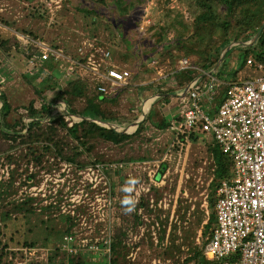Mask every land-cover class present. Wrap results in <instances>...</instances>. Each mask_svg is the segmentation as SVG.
Returning a JSON list of instances; mask_svg holds the SVG:
<instances>
[{
    "label": "rangeland",
    "instance_id": "1",
    "mask_svg": "<svg viewBox=\"0 0 264 264\" xmlns=\"http://www.w3.org/2000/svg\"><path fill=\"white\" fill-rule=\"evenodd\" d=\"M43 1L0 0V18L3 20L0 22L1 34L11 36L14 35V32L26 35L32 33L44 39L50 45L53 44L63 48L67 53L74 51L81 38H88L94 35L101 42L103 40L107 43L103 46L105 50L111 51L112 48L110 47L114 48L117 46L120 48L118 54H122L124 49L121 47H123V44L130 46V40L122 35L119 36V40L114 38V36L111 39L110 36L104 35L106 34L105 32H112L114 26L111 23H115L118 26L120 23L125 24L126 29L123 32H126L127 36L132 38V48H134L133 52L136 57L134 60L131 51L125 54L124 67L131 73L130 84L117 90L119 92V100L116 104V112L127 123V127L124 128L127 129L126 131L136 128L134 120L141 116V103L147 97H156L159 94L158 90L173 91L177 88L176 76H168L178 70V61L188 58L192 62H196L199 58L197 54L186 55L183 51L172 47V58L166 52L157 56L156 70L150 69L148 65H135V61L137 63L141 61L139 55H137L141 52V49L145 53H150L153 48H157L153 36L155 31L151 27L154 25H160L161 27L167 23L174 24L177 21L176 29L182 31L185 24L191 25L193 15L196 12L191 0H105L104 4L95 3L92 0H66L62 8L57 12L53 23H49L46 13H44ZM126 7L129 8L127 16L123 15ZM145 10L147 13L145 20L147 22L145 26H142L144 29L133 28L134 23L140 26ZM42 13L43 15H41ZM192 32V30L187 31L185 37ZM176 35L177 31L171 32L168 36L169 41L175 39ZM248 59L255 61L252 55ZM216 67L220 75L219 78L224 83L253 79L260 75L256 68L244 65L243 56L238 48H235L225 59L220 60ZM27 69V62L24 61L20 53L12 50L10 55H8L0 50V96L5 95L12 106L13 113L10 120H16L18 116H21L27 122L28 109L25 105L33 103L36 109H41L44 103L34 92L32 85L23 76ZM158 71L161 74H158ZM45 74L57 82L59 79L61 82L65 81L63 72L58 69L53 70L50 68ZM54 94L52 93L50 96L48 94L49 99L54 98ZM172 95L176 94L173 93ZM179 100L175 104L177 106L176 110L184 107L183 98H179ZM213 105L217 107L216 103H213ZM1 106L2 103H0ZM157 108L153 116H149L146 122L143 123L142 121L140 123L141 125L143 123L140 128L134 129L135 134L131 140H127L119 146L107 145L99 148V152L104 153L107 158L111 159L109 162H95L96 164L105 165L132 161L149 162L151 169L154 170L158 166L166 164L168 167L166 171L167 177L161 178L163 182H159L158 186L151 184L150 192L143 195L138 204H134L130 197L131 184L137 180L130 178L128 171L118 172L109 176L111 196L109 189L107 188L108 190H106L103 185H100L97 191L86 187L89 197L82 199L80 206L75 209V216H73L70 212V204H68L70 198L69 187H72V190L77 189L81 185L80 181L86 172L85 168L82 170L83 168H78L54 157H46L41 164H38L34 160L23 159L21 155L22 148L0 153V160L16 166L10 180L0 183V195L6 190L10 193L6 195L5 202L0 200V218L2 221L0 225V240H3V244L12 236L15 242L35 241V248L43 250L46 255L44 256L45 263L46 259H48L49 264L50 258L56 256L52 264H68V256L65 253L59 252L56 255V247L61 245L64 232L70 225L68 217L76 218L77 223L82 217L89 227V233L94 230L88 236L89 238L106 237L107 239L110 237L112 239L117 229H125V243L129 248L127 259L131 263L154 264V261H161V264H175L173 258H165L163 254L164 250L172 243L171 234L174 233L173 230L177 227L175 230V234L178 236L176 243H182L180 241L183 232L187 229H193L197 224V219L202 217L203 223L201 222L195 230L196 244L202 247L207 239V236L204 237L202 235L203 226L207 223L209 214H211L208 206V196L211 191L210 184L213 177L208 146L216 145V141L211 134H207L203 141L193 142L188 151L185 149L182 153L183 158L180 159V166L177 168L180 148L177 146L172 147L173 135L165 129L170 125L169 115H163L162 110ZM204 108L206 109L207 106H204ZM139 118L138 121L140 120ZM161 124L165 125L161 127ZM108 126L117 128L115 124H108ZM124 129H119L118 131L122 132ZM167 151H169L170 156L164 160ZM8 155H13L15 159L8 160ZM130 157L134 159L128 161L127 159ZM92 164L88 165V167ZM149 171L152 172V170ZM56 174H60L61 177L57 176L55 178ZM46 177L49 179L55 178L54 180L56 181L60 180L58 184L59 193L56 200L57 205L45 206L42 200L35 199L33 207L36 212L28 213L25 216L21 212H14L10 216L11 220L7 222L4 219L6 208L4 204L6 201L22 204L28 199H33L23 196V200H21L17 197L19 191L26 186L34 185L40 187ZM133 177H139V180H145L147 184H150L146 173L143 174L142 172L138 176V173L134 172ZM99 179L98 181H100ZM29 180L34 181L28 184ZM73 181L75 182L73 183ZM47 186L49 187L48 189L55 187L51 182ZM52 198L49 195L48 200ZM152 198L154 203L150 202ZM110 201H112L111 204H109ZM160 201H162L161 207H159ZM164 204L167 206L164 207ZM65 205L68 209H66ZM62 206L65 207L66 212L62 211ZM45 207L51 208L47 211V214H44ZM179 208L181 213L178 212ZM181 215L184 218H181ZM156 223L160 224V230L157 231L156 228L160 242L158 245L155 244L154 235L152 234L153 226ZM169 227H171V231L168 241H166ZM142 228H145L143 236H141ZM14 229H17V231H12ZM73 229L82 230L79 226H75ZM10 231L12 232L10 233ZM83 233L86 234L85 231ZM4 235H7V237L5 238ZM84 236L87 237V235ZM12 247L21 248L25 246L13 245ZM0 248H2L0 250L1 254L5 248L1 244ZM183 249L187 252L186 247ZM86 256V259L95 264L108 261L107 257L100 254L86 253ZM186 256L187 254H183L181 261ZM3 258V261L11 260L10 255H4Z\"/></svg>",
    "mask_w": 264,
    "mask_h": 264
},
{
    "label": "built area",
    "instance_id": "2",
    "mask_svg": "<svg viewBox=\"0 0 264 264\" xmlns=\"http://www.w3.org/2000/svg\"><path fill=\"white\" fill-rule=\"evenodd\" d=\"M65 1H43L49 23L55 21L56 14ZM140 28L143 30L142 26ZM14 35L25 48L34 46L38 51V58H30L27 62L32 74L43 62H53L64 73V79L91 76L98 92L104 96H112L118 89L130 84L131 73L120 70L112 64V53L105 50L96 37L82 38L73 55L61 47H54L29 34L14 32ZM178 62V71L192 69L201 73L206 79L195 78L190 86L188 85L185 93L179 95V98H183L184 107L179 110L176 117H173L167 129L173 135L172 147L180 148L176 167L180 166L182 153L191 147L192 134H211L222 152L233 162L232 177L221 180L216 190L214 207L216 225L212 229L210 238H207L204 255L209 260H226L225 264H264V66L256 65L260 72L258 77L228 84L222 104L216 107L213 103L218 87L225 84L219 79L217 68L204 72L194 66L188 58L180 59ZM253 64V60L249 59L248 65ZM47 70L49 69H44L45 72ZM59 103L61 107L57 110L63 112L64 119L69 122L70 127L73 126V121L78 118L67 112L64 101ZM204 106L207 108L205 109ZM45 121H50V118ZM169 156L170 153L167 151L164 160ZM163 165L166 164L158 166L155 170L151 169L149 162L139 161L106 165L94 163L90 167H85L86 172L80 181L81 185L72 190V187H69L70 212L75 216V209L80 206L82 199L89 197L86 187L97 191L100 185H103L106 190L109 189L111 196L109 176L125 171L129 172L130 178L137 180L131 184V201L134 204L140 203L143 195L150 192L151 184L158 186L159 182H163L161 178L167 177V165L164 173L160 174ZM15 169L14 164L0 160V183L9 181ZM134 172H137L138 176L142 172L146 173L150 184L145 180H139V177H133ZM57 176L61 177L60 174H56L55 178ZM55 178L46 177L40 187L26 186L19 191L17 198L23 200L22 197L27 196L42 200L45 206L57 205L60 180L56 181ZM33 181L29 180L28 184ZM49 182L55 187L48 189ZM49 195L53 197L51 200H48ZM150 202L154 203V199L152 198ZM111 203L112 201L109 202ZM161 206L162 201L159 203V207ZM166 206L164 204V207ZM65 207H61L63 212L68 209ZM78 221V226L82 230L65 235L58 248L68 255L79 253L104 255L110 262L112 239L89 238L94 230L89 233V227L82 217ZM1 222L0 218V225ZM156 228L157 231L160 230L159 223L153 226L152 231L155 244L158 245L160 242ZM144 231L145 228H142L141 236L144 235ZM170 231L171 227L166 241ZM6 251L9 252L13 264H48V259L46 263L44 261L46 256L44 251L35 247H10ZM154 264H161V261H154Z\"/></svg>",
    "mask_w": 264,
    "mask_h": 264
},
{
    "label": "trees",
    "instance_id": "3",
    "mask_svg": "<svg viewBox=\"0 0 264 264\" xmlns=\"http://www.w3.org/2000/svg\"><path fill=\"white\" fill-rule=\"evenodd\" d=\"M92 1L95 3H105V0ZM191 3L196 10L193 15V22L191 25L185 24L182 31L176 29L177 21H175L174 24L167 23L161 27L160 25L151 27V29L155 31L153 36L156 46H163L162 52L158 55L166 52V54L172 58V47L183 51L186 55L194 53L197 54L199 58L196 62H192V64L204 72H209L216 67L222 53L230 45L223 59L233 52L235 48H238L243 56L244 65H248V58L252 55L255 61L251 67L257 69V64H263L264 66V29L258 39L253 42L264 24V0H191ZM128 10L129 8L126 7L124 10L125 14L123 15H128ZM44 13H46V11H44ZM41 15H43V13ZM46 16L48 19L47 14ZM1 21L3 20L0 18V22ZM178 23L180 24V22ZM111 24L115 26L114 23ZM191 30L193 32L185 37L186 32ZM173 31H177L176 38L169 41L168 36ZM1 33L0 31V50L8 55L14 50L20 53L25 62H28V60L33 57L38 58V51L34 46L25 48L15 35L4 36ZM29 34L36 39H42L32 33ZM81 40L82 38L79 43ZM166 43L167 46H164ZM232 43L236 44L233 45ZM248 43L250 46H247ZM53 46L58 47L55 45ZM69 54L74 55L75 51H70ZM45 68L59 70L57 64L53 62H43L39 68L34 69V74H31V70L28 66L26 73L23 75L27 82L32 85L37 96L44 102L41 109H36L33 103L25 105L28 109L27 122L23 120L21 116H18L16 120H10L13 113L12 106L5 95L0 96V103H2L0 107V153L22 148L21 155L23 159L34 160L38 164H41L46 157H54L75 165L78 168H85L95 162H109L111 159L107 158L104 153L99 152V148L107 145L119 146L127 140H131L135 134L134 129L137 130L136 128H140L143 123L149 119V116H152L154 112L156 113V110H154L155 106H153L151 102L146 110V118L142 125L140 124L133 130L120 133L118 130L127 127V123L123 121L116 112V104L119 100V95H101L91 76H75L65 79L64 82H61L60 79L57 82L55 79L47 77L48 75H46L44 71ZM171 75L176 76L177 88L173 91L171 90L172 92L170 90H158L159 94H180L186 90V87L195 78L200 77V80L206 79L201 73L192 69L177 70L168 77ZM226 91V84H221L218 87V91L214 98V103L217 104V107L222 104ZM52 93H55V97L49 99ZM162 99L165 98L162 97L157 100L160 101ZM59 101L65 102L69 114L84 117L85 120H74L73 126L70 127L69 122L64 119L65 114L57 110V108L59 109L61 107ZM55 108L57 111L54 110ZM54 111H56V113H53ZM139 117L140 116L134 121L137 122ZM47 118H50V121L46 122L45 119ZM86 119H90L91 121ZM108 124H115L117 128L113 129L109 127ZM164 125L165 124H161L160 126L163 127ZM165 129H168V126ZM205 136V134H192V143H197L200 140L203 141ZM208 154L213 177L210 184L211 191L208 196V206L211 214H209L207 223L203 226L204 230L202 235L210 238L212 229L216 223L214 209L216 190L221 180L230 179L232 177L233 162L222 152L217 143L216 145L208 146ZM7 159L12 160L15 158L13 155H8ZM133 159L134 158L130 157L127 160L131 161ZM138 159L141 160L140 157H138ZM165 169L166 165H163L160 174H163ZM8 194L10 193L6 190L0 195L1 202H5V197ZM34 200L35 199H28L22 204H16L15 202L7 200L4 204L6 206L4 219L7 222L10 221V216L14 212H21L23 216L31 212H36L33 207ZM49 209L51 208L45 207L44 214H47ZM178 212L181 213L180 208ZM182 216L183 215H181V218H184ZM68 220L70 225L64 232L63 237L67 234H74L77 230L73 229V227L78 226L76 218L68 217ZM201 222L203 223V219L199 217L193 229H187L183 232L180 241L182 243H176L178 239V236L175 234L176 227L175 230H173L174 233L171 234V245L163 252L164 257L173 258L175 264H225L226 260H209L206 258L204 255V247L208 239H206L202 247L196 244L195 230ZM17 229L12 231H17ZM124 230L119 228L114 233L110 262L105 261L100 264H136L133 262L131 263L127 259L129 248L125 243L126 232ZM12 231H10V233ZM4 237L6 238L7 235H4ZM0 244L5 248L0 254V264H13L11 261H3L4 255H9V252L6 251L7 247L10 248L13 245L25 247L36 246L35 241L26 240L22 243L18 241L15 242L13 236L4 244L3 240H0ZM184 247L187 248V252L183 249ZM56 251V255L62 252L58 246L56 247ZM183 254H187V256L181 261ZM66 255L68 256V264H95L86 259L87 256L84 253ZM55 257L53 256L50 258L49 264L53 263Z\"/></svg>",
    "mask_w": 264,
    "mask_h": 264
},
{
    "label": "crops",
    "instance_id": "4",
    "mask_svg": "<svg viewBox=\"0 0 264 264\" xmlns=\"http://www.w3.org/2000/svg\"><path fill=\"white\" fill-rule=\"evenodd\" d=\"M145 12V15L143 16V21H142V23L140 24V26H145V23L147 22L146 20H145V18H146V10L144 11ZM127 16V15H126ZM150 22V21H149ZM115 24V23H114ZM140 26H138L137 28H138V30H141V28H140ZM125 29H126V27H125V24H123V23H120V25L118 26V25H116L115 24V26H114V28L112 29V32H105L106 34L104 35V36H110V38L111 39H113L112 38V36H114V38H116V39H118L119 40V36L120 35H122V36H125L126 38H128L129 40H130V46L129 45H127V46H125L124 44H123V47H121L122 49H124V51L122 52V54H118L119 52L118 51H120L119 49L120 48H118L117 46L116 47H110V48H112V50L110 51L111 53H112V57H113V59H112V64L114 65V66H116L118 69H120V70H127L125 67H124V62L126 61V53H129V51H131V54L134 56V60L136 59V57H135V53L133 52V50H134V48H132V42H133V40H132V38H130L129 36H127V33L126 32H123V30L125 31ZM144 29V28H143ZM133 30H135V29H133ZM120 33H122V34H120ZM91 37H96V38H98L97 36H91ZM99 39V38H98ZM118 40H117V42H118ZM99 42H100V45L103 47L104 45H105V43L106 42H104L103 40H102V42H101V40L99 39ZM107 44V43H106ZM114 44V43H113ZM116 44V43H115ZM79 45V44H78ZM78 45H77V47H78ZM164 46H167V43L166 44H164ZM77 47L74 49V51H75V53H76V49H77ZM137 48V47H136ZM125 50H127V51H125ZM162 50H163V46H160V47H157V48H153L152 49V52H146L145 53V51H142V49H141V52L139 53V54H137V55H139V57H140V59H141V61L140 62H136L135 61V65H137V66H146V65H148V67L150 68V69H152V70H156V66H157V60H156V58H157V56H158V54L159 53H161L162 52ZM109 51V50H108ZM150 65V66H149ZM215 68H217V67H215ZM128 71V70H127ZM158 74H161L159 71H158ZM162 76V75H161ZM161 76H160V78H161ZM220 79V78H219ZM231 83H233V82H231ZM191 84V83H190ZM190 84H189V86H190ZM226 85H228V84H230V83H225ZM188 86V87H189ZM185 93V91L183 92V94ZM173 94V93H172ZM172 94H168V93H165V94H158L156 97H147L146 99H145V101L143 102V103H141V116H140V120L141 119H143V121H144V119L146 118V110H147V108L149 107V105H150V103L152 102V105H154V106H156V108L158 107L159 108V110H162V114L163 115H169V120L171 121L172 119H173V117H176L177 115H178V112H179V110L180 109H178V110H176V107L177 106H175V104L176 103H178V101H180L179 100V95L181 94H179V93H175L176 95H172ZM179 94V95H178ZM117 95H119V92H115L114 93V96H117ZM162 97H164L165 99H162V100H164V101H162L161 102V100L159 101V100H157L158 98H162ZM159 102V103H158ZM182 103L184 104V102L182 101ZM151 108V107H150ZM156 108L154 109V110H156ZM157 108V109H158ZM155 113V112H154ZM154 113L152 114V116L154 115ZM162 115V116H163ZM139 120V121H140ZM170 123V122H169ZM215 225H216V223H215ZM214 225V226H215ZM214 228V227H213Z\"/></svg>",
    "mask_w": 264,
    "mask_h": 264
},
{
    "label": "water",
    "instance_id": "5",
    "mask_svg": "<svg viewBox=\"0 0 264 264\" xmlns=\"http://www.w3.org/2000/svg\"><path fill=\"white\" fill-rule=\"evenodd\" d=\"M142 19V18H141ZM124 22V21H123ZM136 27H138V24L137 23H134V25H133V28H136ZM264 29V24L262 25V27H261V29L259 30V32H258V34H257V36H256V38H255V40L253 41V42H255L257 39H258V37H259V35L261 34V32H262V30ZM250 45V44H249ZM248 45V46H249ZM230 46V45H229ZM229 48L230 47H228L225 51H224V53L222 54V57H221V61L223 60V58H224V56H225V54H226V52L229 50ZM78 119H82V120H85V118L84 117H81V116H76ZM86 120H88V121H91L90 119H86ZM143 121V119H141L140 121H138V122H136V123H134V126H138L141 122ZM98 122V121H97ZM111 128H113V129H115L114 127H111ZM126 130L127 129H124V131H120L121 133H124V132H126Z\"/></svg>",
    "mask_w": 264,
    "mask_h": 264
}]
</instances>
